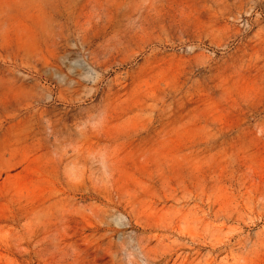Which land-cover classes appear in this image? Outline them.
<instances>
[{"label":"rangeland","instance_id":"rangeland-1","mask_svg":"<svg viewBox=\"0 0 264 264\" xmlns=\"http://www.w3.org/2000/svg\"><path fill=\"white\" fill-rule=\"evenodd\" d=\"M0 264H264V0H0Z\"/></svg>","mask_w":264,"mask_h":264}]
</instances>
